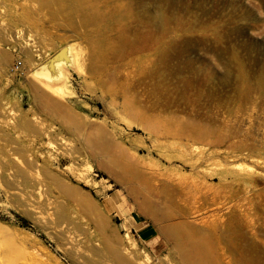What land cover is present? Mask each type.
Segmentation results:
<instances>
[{"label":"rangeland","instance_id":"1","mask_svg":"<svg viewBox=\"0 0 264 264\" xmlns=\"http://www.w3.org/2000/svg\"><path fill=\"white\" fill-rule=\"evenodd\" d=\"M0 264H264V0H0Z\"/></svg>","mask_w":264,"mask_h":264},{"label":"bare ground","instance_id":"2","mask_svg":"<svg viewBox=\"0 0 264 264\" xmlns=\"http://www.w3.org/2000/svg\"><path fill=\"white\" fill-rule=\"evenodd\" d=\"M94 3H93V5H94ZM96 7H97V5H96ZM91 9H93V8H91ZM92 14L93 13L91 12V16H92ZM98 17H99V15H98ZM65 49L64 50L62 49V51L60 52L61 54L60 53L56 54L53 58L49 59L48 61H44V62H41L42 64L39 63V64L35 65L36 69H35L34 73L39 77V78L37 77V79L43 85H45L48 88L49 93L52 91V93L54 92V93H56V95L61 94V95L69 96L70 94L74 95V91H73L72 85L70 83V76L72 74L70 67L72 66L71 65L72 60L67 59V57L65 56V55H67L65 53H68V48L66 50ZM73 68L75 70L76 67H73ZM76 70H78V68ZM76 70H75V72H77ZM54 93H53V95H55ZM70 96H72V95H70ZM83 169H85V168H83ZM78 174H80V173H78ZM88 180H89V178H88Z\"/></svg>","mask_w":264,"mask_h":264},{"label":"crops","instance_id":"3","mask_svg":"<svg viewBox=\"0 0 264 264\" xmlns=\"http://www.w3.org/2000/svg\"><path fill=\"white\" fill-rule=\"evenodd\" d=\"M154 230H152L151 228H146L144 230H142L140 232V235L142 236V241L145 242L146 240H148L150 238V236L152 235V232Z\"/></svg>","mask_w":264,"mask_h":264},{"label":"built area","instance_id":"4","mask_svg":"<svg viewBox=\"0 0 264 264\" xmlns=\"http://www.w3.org/2000/svg\"><path fill=\"white\" fill-rule=\"evenodd\" d=\"M21 67V62L20 61H15L9 68V71L11 73H15L19 70V68Z\"/></svg>","mask_w":264,"mask_h":264},{"label":"water","instance_id":"5","mask_svg":"<svg viewBox=\"0 0 264 264\" xmlns=\"http://www.w3.org/2000/svg\"><path fill=\"white\" fill-rule=\"evenodd\" d=\"M65 47H62V48H60L55 54H53L49 59H51L53 56H55L58 52H61L62 51V49H64ZM49 59H47V60H49ZM46 60V61H47Z\"/></svg>","mask_w":264,"mask_h":264}]
</instances>
